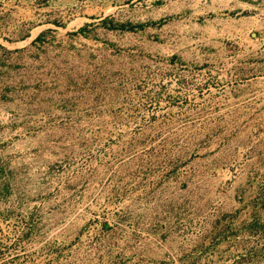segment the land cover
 <instances>
[{
	"label": "rangeland",
	"instance_id": "1",
	"mask_svg": "<svg viewBox=\"0 0 264 264\" xmlns=\"http://www.w3.org/2000/svg\"><path fill=\"white\" fill-rule=\"evenodd\" d=\"M260 32L264 0H0V264H264Z\"/></svg>",
	"mask_w": 264,
	"mask_h": 264
},
{
	"label": "crops",
	"instance_id": "2",
	"mask_svg": "<svg viewBox=\"0 0 264 264\" xmlns=\"http://www.w3.org/2000/svg\"><path fill=\"white\" fill-rule=\"evenodd\" d=\"M181 8L166 12L163 17L176 15V13H182ZM255 36V35H254ZM257 41L260 43L259 48H263L261 51L262 57L258 60V88H257V100L256 105L259 106V118L260 121L264 122V32L257 34ZM243 102V101H242ZM262 132L259 133V138L257 142V147L254 149L250 160V171L248 176L250 179L249 187H252L253 198L255 201L264 202V136ZM248 185V183H247Z\"/></svg>",
	"mask_w": 264,
	"mask_h": 264
}]
</instances>
